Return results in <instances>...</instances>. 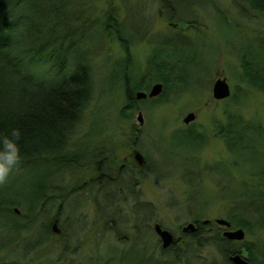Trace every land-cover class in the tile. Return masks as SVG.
Instances as JSON below:
<instances>
[{
  "label": "rangeland",
  "instance_id": "obj_1",
  "mask_svg": "<svg viewBox=\"0 0 264 264\" xmlns=\"http://www.w3.org/2000/svg\"><path fill=\"white\" fill-rule=\"evenodd\" d=\"M184 3L179 6L180 12L170 5L171 9H176L177 16L173 20L166 9L162 11V0H69V13L73 12L79 19L75 27L89 30L88 35L93 40L97 38L96 30L99 31L107 17L117 16L127 31L140 39L133 48V55L141 68L145 67L154 42L172 40L173 31L177 30L174 27L192 19L194 27L189 29L186 26L181 32L187 41H192L191 50L199 63L196 73L200 76L198 80L189 76L190 89L176 88L177 94L169 95L170 103L146 100L142 106L139 100L132 121L124 122L120 119V108L124 104L122 93L117 88L104 91L102 86L104 83L111 87L110 76L116 72L111 61L122 59L124 53L117 42L100 41L91 57L95 85L93 99L85 109L81 123L74 128L71 141L75 145L86 144L91 153L97 149L104 151L106 156L115 157L119 166H110L108 162L105 169L112 174L113 184L127 181L129 186L117 189L107 184V190L112 189L110 202V198L103 199L99 188L94 190V168L90 159L86 160L88 156L81 160V168L63 167L57 173L60 178L54 182L67 196L63 201L57 200L58 208H52L49 217L54 219L58 214V227L64 229V237H59L62 232L47 235L43 230L46 224L43 218L22 231V239L17 246L3 245L6 235L12 232L6 228L9 218L4 219L5 211L0 208V244L3 245L0 247V264H136L141 254L147 264H221L224 261L213 245L195 250L197 252L190 253L184 261L162 259V242L154 225H161L175 238H184L182 227L195 223L194 217L199 215L204 224L209 221L208 231L224 229L215 220H227L226 213L234 208L228 193L237 191L240 179H244L249 169L243 160L250 159V156L244 154L234 159L224 142L215 136L214 121L225 120V103L231 96L221 101L214 99L213 86L222 77L227 79L231 95L244 92L248 98L240 108L241 112L246 119L259 121L264 127V94L242 81L245 67L241 61L246 54L243 50L248 46L253 47L252 55L260 58L262 52L258 47L264 44V15L249 9H245L243 15L241 8L248 7L239 6L238 0H191L190 3L185 0ZM177 43L187 45L180 40ZM29 71L40 75V68L29 67ZM231 106H234L232 102ZM138 112L143 114V125L138 120ZM190 112H194L197 118L190 125H185L183 119ZM96 121H102L107 129L102 131L96 142L86 140L94 124L99 123ZM192 125L207 134L208 142L183 168L187 159L183 155L187 151L179 152L172 146V141L178 131ZM255 146L262 157L263 142L257 139ZM134 150L145 158L147 169L144 175L135 168ZM233 162L235 167L229 169ZM206 166H220L221 169L210 173L204 170ZM48 169L44 168L45 171ZM184 170L196 172L189 173L193 183L191 187L183 179ZM198 174L201 175L199 179L196 178ZM78 179L76 193H68V188L75 186ZM135 181V193H131L130 185ZM13 182L14 186L22 188L24 178ZM196 190L203 194L193 200L190 194L197 193ZM137 203L149 204L152 215L143 219L140 214L137 219ZM17 212L20 215L26 213L25 208H17ZM238 229L234 227L233 230ZM240 229L245 231L246 237L236 245L240 248L248 246L256 259L264 260V229L254 228L252 233L245 228ZM187 239L189 241L190 238ZM186 249L193 250L194 246L191 244Z\"/></svg>",
  "mask_w": 264,
  "mask_h": 264
},
{
  "label": "trees",
  "instance_id": "obj_2",
  "mask_svg": "<svg viewBox=\"0 0 264 264\" xmlns=\"http://www.w3.org/2000/svg\"><path fill=\"white\" fill-rule=\"evenodd\" d=\"M184 2L185 0H162L161 9H168L170 19L174 20L175 9L169 6L177 7L180 12L179 6L184 5ZM238 2L239 6L248 7L241 8L243 15L245 9L264 15V0ZM68 6L69 0H0V137L10 135L13 129H20L22 132L19 141L21 166L9 177L6 185L0 186V208L5 211L4 219L9 218L6 228L12 232L6 235L3 245L17 246L22 239V231L28 230L43 218L46 219L44 232L47 235L53 233V218L49 217V211L58 208L57 200L63 201L67 196L54 180L60 178L57 173L63 167L81 168L80 162L86 156V160L90 159L94 168V190L99 188L103 199L109 200L111 197L112 189L107 190V184L114 185L117 189L129 186L127 181L113 184L112 174L106 171L107 168L103 169L104 157H108L110 166H119L115 157L106 156L104 151L97 149L91 153L86 144L75 145L71 141L74 128L81 123L82 115L93 99L95 85L91 57L99 47L100 41L117 42L124 53L122 59L111 61L116 69L114 76H110L111 87L102 84L104 91L110 92L117 88L122 93L124 104L120 108V119L124 122L132 121L138 109V91H149L153 84L162 83L163 93L150 101L170 103L172 99L169 95L177 94L176 88L190 89L187 80L189 76L196 79L200 76L196 73L199 63L195 52L191 50L192 41H187L181 32L186 26L189 29L194 27L192 19L185 20V24H177L172 40L162 39L154 42L146 58L145 67L141 68L133 55V48L140 39L135 33L127 31L117 16L109 15L99 31L96 30L97 38L93 40L89 37V30L75 27V24H79V19L73 12L69 13ZM178 40L187 45L178 44ZM251 48L253 47L248 46L243 50L246 54L241 60L245 67L242 81L264 94V44L258 47V51L262 52L260 58L252 55ZM29 67L40 68V75L30 73ZM247 98L244 92L231 95L225 103V120H215L214 128L215 136L224 142L234 159L244 154L250 156V159L243 160L249 169L246 170L244 179H240L237 191L228 193L234 208H231L232 211H228L226 216L233 229L245 228L252 233L254 228L264 229V166H260L264 163V154L263 158L260 157L255 146L256 140L259 139L264 148V127L259 121L246 119L241 112L240 108ZM140 101L143 106L146 100ZM231 102L234 106L230 108ZM96 122L99 123L94 124L86 140L96 142L102 131L107 129L102 121ZM207 142V134L198 131L194 125L176 133L172 146L180 150L179 152L187 151L184 155L181 154L187 158L183 168L194 160L195 155ZM136 165L137 172L144 175L146 164L141 168ZM234 165V162L230 163L229 169L234 168ZM44 168L49 169L45 171ZM219 169L220 166L204 168L210 173ZM183 172L184 181L190 187L193 186L189 173L196 172ZM20 177L24 178L22 188L14 186L13 182ZM196 178H201V175L198 174ZM79 181L78 179L75 186L68 188L67 192L76 193ZM228 185L226 182V186ZM136 186V181L130 185L131 193H135ZM226 186L222 189L225 190ZM195 192L197 193L190 194L193 200L195 196L203 194L198 190ZM17 208H25L26 213L18 214ZM136 208L137 219L140 214L146 219L153 213L149 204L141 203L138 207L136 205ZM194 222L197 223L198 230L189 234V241L184 239L179 246V240L176 239L170 248L165 250L160 247L162 259L184 261L190 257V253L193 255L198 250L212 245L221 253L240 251L239 246L222 237L221 230L224 229L208 231L210 223L201 222L199 215L194 217ZM246 222L250 224L249 227H246ZM201 238H204V241ZM191 244L194 249L185 250ZM3 245L0 244V247ZM142 255L137 258L136 264H147Z\"/></svg>",
  "mask_w": 264,
  "mask_h": 264
},
{
  "label": "water",
  "instance_id": "obj_3",
  "mask_svg": "<svg viewBox=\"0 0 264 264\" xmlns=\"http://www.w3.org/2000/svg\"><path fill=\"white\" fill-rule=\"evenodd\" d=\"M164 91V85L162 83H155L152 85L149 93L146 92H137L136 98L138 100H143L146 98L154 99L159 97ZM231 96V88L227 82L226 78L219 77L213 86V97L216 100H225ZM197 118V115L194 112L188 113L185 118L183 119V123L186 125H190L192 122H194ZM138 120L140 124L143 125V114L142 112L138 113ZM133 156L135 158V162L139 166H143L145 162L144 156L137 150H134ZM216 224H218L221 227L227 228L226 231L223 232V236L226 237L229 240H236V241H243L246 237V233L243 229L238 230H231L232 227L231 223L226 219H216ZM209 221H205V224H208ZM154 230L157 234V236L160 238L162 242V248L167 249L169 248L173 242H174V235L166 229H163L161 225L155 224ZM198 230V226L195 223H190L186 226H183L181 231L182 234L189 235L194 234ZM52 232L54 234H60L62 231L58 227V222L55 221V223L52 225ZM238 257H236L234 260H237Z\"/></svg>",
  "mask_w": 264,
  "mask_h": 264
},
{
  "label": "clouds",
  "instance_id": "obj_4",
  "mask_svg": "<svg viewBox=\"0 0 264 264\" xmlns=\"http://www.w3.org/2000/svg\"><path fill=\"white\" fill-rule=\"evenodd\" d=\"M21 136L20 129H13L10 135L0 137V186L6 185L9 177L21 166Z\"/></svg>",
  "mask_w": 264,
  "mask_h": 264
},
{
  "label": "flooded vegetation",
  "instance_id": "obj_5",
  "mask_svg": "<svg viewBox=\"0 0 264 264\" xmlns=\"http://www.w3.org/2000/svg\"><path fill=\"white\" fill-rule=\"evenodd\" d=\"M175 28H177V26H175ZM149 91H147L146 93H149ZM143 100H152V99L146 98V99H143ZM102 160H103L102 161L103 169L105 170V167H106V165L109 162L108 157L107 158L104 157V158H102ZM139 168H141V167H139ZM55 221H57V222L59 221V218L57 216L53 219L52 225L55 223ZM224 229L227 230V228H224ZM230 229L233 230V226ZM61 230H62V234L59 235L60 238L64 237V235H63L64 234V229L61 228ZM190 237H191V235H185V234H184V238L183 237H180V238H175L174 237L173 244L176 242V239H177V240H179L178 245L181 246L182 245V241H184L185 238L187 239V238H190ZM222 237L225 238V239H227L226 237L223 236V234H222ZM227 240H229V239H227ZM229 241H231L234 244H239V243L242 242V241H236V240H229ZM173 244L171 246H173ZM248 248H249L248 246H242V248H240V251H237L235 253L234 252H231L230 253L229 251H225L224 253H221L220 252L222 254L223 258H224V261L221 264H264V260H262V259H260V260L259 259H256L253 256L252 252ZM263 252H264V245H263ZM236 257H238V259L237 260H234ZM253 257L255 258V260H254Z\"/></svg>",
  "mask_w": 264,
  "mask_h": 264
},
{
  "label": "bare ground",
  "instance_id": "obj_6",
  "mask_svg": "<svg viewBox=\"0 0 264 264\" xmlns=\"http://www.w3.org/2000/svg\"><path fill=\"white\" fill-rule=\"evenodd\" d=\"M177 6V5H176ZM169 7H171V6H169ZM172 8H173V6H172ZM175 8V7H174ZM168 10V9H167ZM170 11V10H169ZM172 11H174V10H172ZM175 11H176V9H175ZM172 13V12H171ZM173 15V14H172ZM174 16V15H173ZM175 16H177L176 14H175ZM186 125V124H185ZM139 237V236H138Z\"/></svg>",
  "mask_w": 264,
  "mask_h": 264
}]
</instances>
